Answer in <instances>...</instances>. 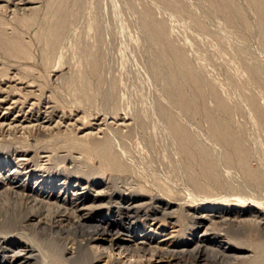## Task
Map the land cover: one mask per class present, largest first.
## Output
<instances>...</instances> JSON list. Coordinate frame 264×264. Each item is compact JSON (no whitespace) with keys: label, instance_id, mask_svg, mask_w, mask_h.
Listing matches in <instances>:
<instances>
[{"label":"rangeland","instance_id":"obj_1","mask_svg":"<svg viewBox=\"0 0 264 264\" xmlns=\"http://www.w3.org/2000/svg\"><path fill=\"white\" fill-rule=\"evenodd\" d=\"M169 1L0 0L1 112L16 101L7 116L19 120L0 125V158L8 160L0 170V235L8 240L0 246L1 264H154L156 249L105 239L156 242L173 235L183 243L198 227V213L233 216L228 209L260 212L239 227L219 224L211 234H196L189 251L176 247L175 255L162 256L176 264H264V225H258L264 136L247 97L253 93L264 110L262 16L252 0H229L243 14L230 20L214 0H173L183 11ZM59 9L68 25L54 47L48 29ZM157 25L185 51L205 99L175 76ZM181 88L195 108L182 102ZM218 98L230 103V114ZM207 110L241 137L250 154L246 165L229 163L230 150L214 136ZM172 118L211 158L219 182L203 171L201 150L187 152ZM91 138L108 139L122 168L93 154ZM12 181L27 183L26 190ZM35 181L44 183L42 195L30 191ZM95 190L102 197L93 198ZM136 200L148 204L137 209ZM158 205H170V216ZM104 227L110 232L103 236ZM213 242L245 248L223 256ZM10 244L28 252L9 251Z\"/></svg>","mask_w":264,"mask_h":264},{"label":"bare ground","instance_id":"obj_2","mask_svg":"<svg viewBox=\"0 0 264 264\" xmlns=\"http://www.w3.org/2000/svg\"><path fill=\"white\" fill-rule=\"evenodd\" d=\"M219 6H220V10H222L228 17V19L230 20L232 18V15L236 14L238 16H240L243 19V14L242 12L237 9V8H233L232 4L229 0H218L219 2H217L216 0H214ZM253 3L255 4L256 8L258 9L259 13L262 16V33L264 36V0H252ZM169 4L174 7L179 9L180 11H183V8L177 4L175 1L170 0ZM54 13H56V10L54 11ZM55 19V18H54ZM53 22V21H52ZM200 24V23H198ZM52 26L48 29V42L51 43V45H53L55 47V43L59 42L62 35H64V31L66 30V27L68 25V19L67 16L65 14V12L62 11V9H59L57 11V16L56 19L54 21L53 24H51ZM200 26H202L200 24ZM153 30L155 31V33L164 41V49L166 50V54L165 55H169L170 56V64H172V66L175 69V76L176 77H180L183 80H186L188 82H190L191 84H193L196 89L198 90V92L200 93L201 97L205 99V95L204 92L202 90V87L199 84V81L195 78V76L193 75L192 71H191V67L189 66L188 63V57L185 53V51L182 50V48H180L179 46L175 45L173 42H171L167 37L166 34L163 30L162 27L154 26ZM47 35V34H46ZM166 40H165V39ZM52 46V47H53ZM225 51V50H224ZM167 55V56H168ZM166 56V58H168ZM254 76H257L254 75ZM238 77V76H237ZM236 77V78H237ZM238 79V78H237ZM239 81V80H238ZM211 90V94L214 97H219L220 93L214 88V87H210ZM245 90V89H244ZM248 94V93H247ZM181 96V100L182 102L187 105L190 106V108H195V99L193 96H190L183 88L180 89V94ZM248 97V101L251 104L253 111H254V115L257 119V122L261 128L262 131V135L264 136V110L257 104V102L254 99V95L253 93L247 96ZM1 98V97H0ZM10 100V98H9ZM6 101V100H5ZM4 100H0V121L2 120V122H0V125L3 126L6 120H10V122H8L9 125L13 122L19 121L17 120L18 116H14L13 118L8 117L7 115H9V113L15 108L16 106V101H13V103H11L9 106H7L5 108V111L1 112V108L4 105ZM217 101L219 102V106L220 108L226 112L227 114H230L233 111L232 106L230 105V103L222 98H218ZM8 103V102H7ZM17 108V107H16ZM22 109V108H21ZM19 112V110H17ZM24 111V110H23ZM20 113V112H19ZM208 120L211 122V128L213 129V134L216 137V139H218L219 142H222L223 144H225L227 146V148L230 150L229 157H228V161L230 164H234L237 162L243 163L244 165L247 164L248 160H249V152H248V148L246 147V145L244 144V142L242 141L241 137L236 134L233 130H231L229 128V125H227L226 123H223L221 121H219L218 119L215 118V116L212 114L211 111L207 110L206 111ZM18 115V114H17ZM22 117V116H21ZM28 118V117H27ZM22 119V118H21ZM45 119V118H44ZM173 119V120H172ZM171 119V122L173 124V128L175 133L179 136V138H181L182 142L187 143V147L186 150L188 153H190V151L188 150L191 149L192 147H194L196 150H201L203 152V156L201 158V164L203 167V171L206 173V175H209L210 178H212L213 180H216L219 182V177L218 175L215 173V169H214V164L211 160V158L208 157L207 153L204 152L203 149L198 148L197 143H195V139H193V137H191L190 135H188L189 133H187L184 128L182 127L183 125H179L177 123V121L174 120V118ZM29 122V120H27ZM256 124V123H255ZM51 125V124H50ZM23 128H27L29 127L28 125H24L22 124ZM20 128V127H19ZM45 129L47 127H44ZM99 130V129H98ZM91 134V133H90ZM89 136H92L89 135ZM91 143V151L93 152V154H96L97 156L101 157L103 160H105L106 162H108V165H111L112 167H115L116 169H121L122 168V163L119 160V156L117 155V153L112 149L111 143L109 142L108 139H96V138H91L90 140ZM24 153V152H23ZM23 155V154H22ZM25 155V154H24ZM23 157V156H22ZM50 158V157H49ZM8 160L5 159H1L0 158V170L4 169L5 167V163L7 164ZM28 159H26L25 157L18 159V163L23 165L25 163H27ZM4 162V163H2ZM45 165V164H44ZM31 168V166H30ZM28 170V169H27ZM14 171L16 172L17 170L14 169ZM11 172V170H10ZM14 172V173H15ZM66 172V171H65ZM13 173V172H11ZM248 176H250L252 179H256L258 177V175L256 173L250 172L249 170L247 171ZM3 175V174H2ZM9 176V175H8ZM3 177V176H2ZM6 177V176H5ZM42 177V176H39ZM39 177L37 179H39ZM1 178V177H0ZM15 178V177H14ZM10 179V178H9ZM16 180V179H15ZM7 182V181H6ZM12 184V187L15 189H21V190H26V184L25 183H19L16 181H12L10 182V185ZM44 184V183H43ZM42 184V182L40 181H35L34 182V187H32L30 189V191L32 189L36 190V193L38 192L40 195H42L41 190L43 191L44 189V185ZM0 188H2V186H0ZM51 188V187H50ZM83 188V187H82ZM81 188V189H82ZM85 188V187H84ZM61 189V188H60ZM29 191V190H28ZM24 192V191H22ZM61 192V191H60ZM68 192V191H67ZM29 193V192H28ZM75 193V192H74ZM85 193V192H84ZM26 194V193H25ZM47 194V193H46ZM23 195V194H22ZM48 195H51V193H48ZM57 198H60L61 193L57 194ZM103 195V191L102 190H95L93 193V198H100ZM141 195H144L143 193ZM28 196V195H27ZM77 196V195H76ZM49 197V196H48ZM65 197V196H63ZM67 197V196H66ZM24 198V196H23ZM37 198V197H36ZM50 198V197H49ZM84 198V197H83ZM157 198V197H156ZM28 199V198H27ZM56 199V198H55ZM58 200V199H57ZM63 200V199H62ZM66 200V199H65ZM76 200V199H75ZM32 201V200H31ZM34 201V200H33ZM64 201V200H63ZM153 201V198L150 199V202ZM71 202V201H70ZM78 202V201H77ZM133 207L135 208H140L141 206H145L148 204L147 201L143 202L142 204H138L137 200L133 201ZM42 203V202H41ZM67 203V202H66ZM74 203V202H73ZM57 204V202H56ZM76 204V203H75ZM88 204V203H87ZM91 206V205H90ZM156 207V206H154ZM170 205H166V206H162V205H158L156 210L157 212L161 211L163 212L164 216L169 215L170 216V212H168V209L170 208ZM77 208V207H76ZM258 208V207H257ZM154 209V208H153ZM254 209V208H252ZM136 210V209H135ZM185 210V209H184ZM230 212H234V213H230L229 214H233L229 215L227 214V211H224L223 213H226L227 216L225 217V215H220V214H210V213H198L199 216H197V223H199L198 227H194V233L191 235L192 238L189 239V237L187 239L184 240L183 243H178L177 241H174V236L173 235H163L160 236L156 242H148L147 239L144 237V239L142 240H136L135 237L133 236H129L127 238H122V237H116V236H111V239H105L106 241L108 240L110 242V244H114L115 242H121V243H125V245H127V247L131 248L134 245L135 246H140V247H144V246H149L151 248L156 249V251L158 252V259L156 262H154V264H176L175 263V258H172L173 256H168V257H164L162 256L163 254H167V253H172L173 255H175L177 248L176 247H180L181 249L185 250V251H189L190 249H188V247L193 246V244L197 241V237L195 236L196 234H200V236H206L210 233V229L213 228V226H217L219 224H234L237 227L241 226L242 223H245L248 219L246 218L248 215H256L255 213H259L260 209L258 211L254 210H231L228 209ZM146 211V210H145ZM201 211V210H200ZM199 211V212H200ZM85 212V211H84ZM155 212V211H154ZM262 212V210H261ZM149 214V213H148ZM147 214V215H148ZM168 216V217H169ZM232 216V217H231ZM83 217V216H82ZM81 218V217H80ZM259 222V226L260 225H264V215L262 214L260 217ZM195 219V218H194ZM253 219V218H252ZM29 220L33 221V220H37L36 215H31L29 217ZM104 220V219H103ZM154 220V219H153ZM257 221V220H256ZM210 222V223H209ZM103 223V222H102ZM206 223H209L208 225ZM102 225V224H101ZM108 225V224H107ZM105 226V225H104ZM175 226V225H174ZM127 227V226H126ZM214 229V228H213ZM126 230V229H125ZM179 230V229H178ZM227 231V230H226ZM108 232H110L109 230H107V228H103L102 234L103 236L106 235ZM130 232V231H129ZM119 233V232H117ZM116 233V234H117ZM135 234V233H134ZM211 234V233H210ZM112 235V234H111ZM215 235V234H214ZM146 236V235H144ZM153 237V236H152ZM105 238V237H103ZM101 238V239H103ZM204 238V237H203ZM215 238V237H214ZM100 239V238H98ZM97 239V240H98ZM141 239V238H140ZM150 239V238H149ZM7 237L5 236H1L0 235V246H2L3 243H7ZM95 240V239H94ZM202 241V239L200 240ZM133 243V244H132ZM178 243V245H177ZM203 243V242H202ZM214 243V242H213ZM108 244V243H107ZM122 244V245H123ZM196 244V243H195ZM201 244V243H200ZM216 244V243H214ZM223 244V243H222ZM207 245V244H206ZM241 246L239 247H232V245L229 243L228 246L225 245H218L216 244V246H218V248H222L221 250L223 251V256L224 254L229 255V256H239L238 252L241 249H244L245 245L240 244ZM6 246V245H5ZM8 246V244H7ZM17 246V245H15ZM13 246V244H10L9 247V251L10 248H17L16 250V254L21 253L24 254L25 252L27 253L28 250L25 248L20 249L19 247H15ZM21 247V246H20ZM96 247V246H93ZM19 248V249H18ZM2 249V248H1ZM11 249V250H12ZM31 250V249H30ZM196 250H198V252L201 251L200 248H197ZM6 251V250H5ZM13 253V252H12ZM7 254V253H6ZM26 255V254H25ZM13 256V255H12ZM222 256V257H223ZM14 257V256H13ZM12 259V258H11ZM18 260V259H17ZM30 260V259H29ZM28 262V261H27ZM26 262V263H27ZM14 263V262H13ZM1 264V263H0ZM3 264V263H2ZM17 264V263H16ZM19 264V263H18ZM106 264V262L104 263ZM201 264V263H200Z\"/></svg>","mask_w":264,"mask_h":264}]
</instances>
